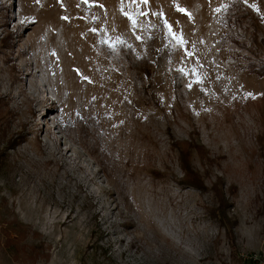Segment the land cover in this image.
I'll return each instance as SVG.
<instances>
[{
	"label": "rangeland",
	"instance_id": "obj_1",
	"mask_svg": "<svg viewBox=\"0 0 264 264\" xmlns=\"http://www.w3.org/2000/svg\"><path fill=\"white\" fill-rule=\"evenodd\" d=\"M263 69L264 0H0V264H264Z\"/></svg>",
	"mask_w": 264,
	"mask_h": 264
},
{
	"label": "trees",
	"instance_id": "obj_2",
	"mask_svg": "<svg viewBox=\"0 0 264 264\" xmlns=\"http://www.w3.org/2000/svg\"><path fill=\"white\" fill-rule=\"evenodd\" d=\"M21 136L22 134L19 133L16 137H13L10 141V144L11 145L15 144V142L18 140V137H21ZM174 143L176 144V146H178L179 162H180L182 169L184 170V178H182L183 181H180V180L179 181L181 182V184L190 185L193 187H197L200 190H204L205 186L203 183V179L201 178L202 174L192 167L191 160L189 159L190 147L193 146L192 144L196 145V143L191 142L190 144L189 142H186L185 140H175ZM198 149H199V160L200 162H202V164H204V149L202 146H199ZM153 173L163 176V174L160 173L159 171H153ZM34 261H35V257L31 259L32 263Z\"/></svg>",
	"mask_w": 264,
	"mask_h": 264
},
{
	"label": "bare ground",
	"instance_id": "obj_3",
	"mask_svg": "<svg viewBox=\"0 0 264 264\" xmlns=\"http://www.w3.org/2000/svg\"><path fill=\"white\" fill-rule=\"evenodd\" d=\"M38 82H39V81H38ZM38 82H37V86H38L37 88L39 89V91H41V88H42V87H41V84L38 83ZM41 82H42V81H41ZM42 85H43V84H42ZM34 87H35V86H34ZM38 89H37V90H38Z\"/></svg>",
	"mask_w": 264,
	"mask_h": 264
},
{
	"label": "snow or ice",
	"instance_id": "obj_4",
	"mask_svg": "<svg viewBox=\"0 0 264 264\" xmlns=\"http://www.w3.org/2000/svg\"><path fill=\"white\" fill-rule=\"evenodd\" d=\"M145 2H147V0H145ZM130 20H132V17L131 16H129L128 17ZM133 23H135V21H133Z\"/></svg>",
	"mask_w": 264,
	"mask_h": 264
}]
</instances>
